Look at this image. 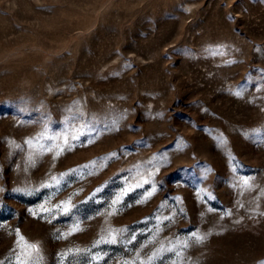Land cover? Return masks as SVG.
I'll return each instance as SVG.
<instances>
[{
    "label": "rangeland",
    "instance_id": "rangeland-1",
    "mask_svg": "<svg viewBox=\"0 0 264 264\" xmlns=\"http://www.w3.org/2000/svg\"><path fill=\"white\" fill-rule=\"evenodd\" d=\"M0 264H264V0H0Z\"/></svg>",
    "mask_w": 264,
    "mask_h": 264
}]
</instances>
